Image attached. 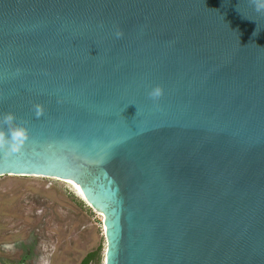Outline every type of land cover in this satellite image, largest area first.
<instances>
[{
    "label": "water",
    "instance_id": "obj_1",
    "mask_svg": "<svg viewBox=\"0 0 264 264\" xmlns=\"http://www.w3.org/2000/svg\"><path fill=\"white\" fill-rule=\"evenodd\" d=\"M3 177L71 182L104 264H264V0H0Z\"/></svg>",
    "mask_w": 264,
    "mask_h": 264
},
{
    "label": "rangeland",
    "instance_id": "obj_2",
    "mask_svg": "<svg viewBox=\"0 0 264 264\" xmlns=\"http://www.w3.org/2000/svg\"><path fill=\"white\" fill-rule=\"evenodd\" d=\"M106 251L103 217L70 184L0 178V264H81Z\"/></svg>",
    "mask_w": 264,
    "mask_h": 264
},
{
    "label": "trees",
    "instance_id": "obj_3",
    "mask_svg": "<svg viewBox=\"0 0 264 264\" xmlns=\"http://www.w3.org/2000/svg\"><path fill=\"white\" fill-rule=\"evenodd\" d=\"M102 257L100 255V250L97 252L89 253L81 262V264H101Z\"/></svg>",
    "mask_w": 264,
    "mask_h": 264
},
{
    "label": "clouds",
    "instance_id": "obj_4",
    "mask_svg": "<svg viewBox=\"0 0 264 264\" xmlns=\"http://www.w3.org/2000/svg\"><path fill=\"white\" fill-rule=\"evenodd\" d=\"M118 36L121 35L120 33L117 34ZM162 92L159 88L154 89L152 92L149 93L150 98L156 99L161 96Z\"/></svg>",
    "mask_w": 264,
    "mask_h": 264
},
{
    "label": "bare ground",
    "instance_id": "obj_5",
    "mask_svg": "<svg viewBox=\"0 0 264 264\" xmlns=\"http://www.w3.org/2000/svg\"><path fill=\"white\" fill-rule=\"evenodd\" d=\"M17 178V177H16ZM20 178V177H19ZM63 182H66V183H68V184H70L72 187H74V189L77 191V193L84 199V197H83V194L82 193H80L79 191H78V189L71 183V182H69V181H63Z\"/></svg>",
    "mask_w": 264,
    "mask_h": 264
}]
</instances>
